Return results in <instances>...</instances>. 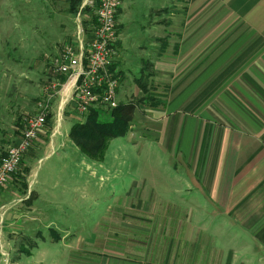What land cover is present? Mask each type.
<instances>
[{
    "label": "rangeland",
    "instance_id": "1",
    "mask_svg": "<svg viewBox=\"0 0 264 264\" xmlns=\"http://www.w3.org/2000/svg\"><path fill=\"white\" fill-rule=\"evenodd\" d=\"M177 1L165 0V40L169 13H177ZM78 14L71 0H0V161L25 118L40 113V104L47 105L52 124L35 147L56 144L63 157L42 164L33 158L39 180H48L45 189L34 184L27 165L10 176L9 181L28 188L21 208L33 244L27 245L25 254L44 258L41 264H256L258 251L240 246L245 233L240 222L198 208L208 203L189 198L197 194L188 185L189 168L152 145L159 140L156 132L145 129L144 120H158L163 108L149 93L166 95L169 88L143 80L146 85L137 84L142 70L149 69L145 61L144 69L135 64L133 57L139 52L129 50L124 64L118 61L120 67L128 65L135 80L119 100L137 106L128 133L109 141L103 167L91 159V166H85L78 159V149L66 140L64 128L85 116L70 98L59 109V97L69 81L62 87L67 79L62 82L64 77L51 74L67 49L77 52L91 37L92 13ZM118 74L121 84L125 71ZM177 190H183L186 200L177 197Z\"/></svg>",
    "mask_w": 264,
    "mask_h": 264
},
{
    "label": "crops",
    "instance_id": "2",
    "mask_svg": "<svg viewBox=\"0 0 264 264\" xmlns=\"http://www.w3.org/2000/svg\"><path fill=\"white\" fill-rule=\"evenodd\" d=\"M144 1H122L118 61L124 64L129 50L139 52L138 58L133 57L135 64L144 69L147 63L149 69L142 70L137 84L169 88L166 95L149 93L163 108L158 120H144L145 129L156 132L159 140L152 145L189 168L185 170L191 177L188 185L197 191L189 198L208 203L198 208L240 222L245 232L240 246L258 251L256 264H264V0H185L183 4L178 0L177 13H169L166 40L165 0ZM118 61L116 69L126 75L119 86V102L135 80L128 65L120 67ZM64 129L69 142L70 129ZM21 130L12 145L19 141ZM48 130L40 133L22 164L29 166L34 184L42 189L48 180H39L33 158L40 164L63 158L56 144L35 147ZM78 157L91 166L79 149ZM92 163L104 166V162ZM10 182L0 187V264L45 263L44 258L25 254L27 245L33 244L21 208L28 188ZM182 192L177 190V197L186 200Z\"/></svg>",
    "mask_w": 264,
    "mask_h": 264
},
{
    "label": "built area",
    "instance_id": "3",
    "mask_svg": "<svg viewBox=\"0 0 264 264\" xmlns=\"http://www.w3.org/2000/svg\"><path fill=\"white\" fill-rule=\"evenodd\" d=\"M121 4L122 0H80L78 15L88 10L94 17L91 37L77 52L67 49L64 60L51 70L52 76L67 79L62 87L74 77L72 90L65 102L72 99L75 109L83 116L92 108L110 109L119 104L120 76L113 66L121 54L118 32ZM62 105L59 97V109ZM40 109L37 115L25 118L19 141L8 148L0 161V187H5L10 176L21 170L23 159L40 133L50 127V110L43 104H40Z\"/></svg>",
    "mask_w": 264,
    "mask_h": 264
},
{
    "label": "trees",
    "instance_id": "4",
    "mask_svg": "<svg viewBox=\"0 0 264 264\" xmlns=\"http://www.w3.org/2000/svg\"><path fill=\"white\" fill-rule=\"evenodd\" d=\"M71 3L74 9H78L80 0H71ZM65 80L66 78H63L62 82ZM151 101L153 106L156 105L155 100ZM136 107L134 103H119L110 109L92 108L86 114L84 121L71 126L68 136L83 155L102 162L109 141L128 133ZM51 117L49 115V125L52 124Z\"/></svg>",
    "mask_w": 264,
    "mask_h": 264
},
{
    "label": "bare ground",
    "instance_id": "5",
    "mask_svg": "<svg viewBox=\"0 0 264 264\" xmlns=\"http://www.w3.org/2000/svg\"><path fill=\"white\" fill-rule=\"evenodd\" d=\"M73 82H74V77H71L69 79V84L66 85L67 87L64 86L65 89L61 93L60 105H62L65 102L66 98L69 96V94L72 90V87H73Z\"/></svg>",
    "mask_w": 264,
    "mask_h": 264
}]
</instances>
